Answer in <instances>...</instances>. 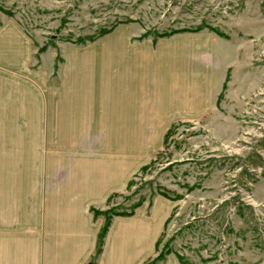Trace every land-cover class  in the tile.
Listing matches in <instances>:
<instances>
[{"label":"crops","instance_id":"0c3cea01","mask_svg":"<svg viewBox=\"0 0 264 264\" xmlns=\"http://www.w3.org/2000/svg\"><path fill=\"white\" fill-rule=\"evenodd\" d=\"M143 33L124 22L45 63L15 22L0 26V264L155 257L175 200L155 196L112 216L100 245L104 218L93 210L127 190L173 125L215 110L226 75L214 33ZM160 262L182 264L174 252Z\"/></svg>","mask_w":264,"mask_h":264},{"label":"rangeland","instance_id":"374dc122","mask_svg":"<svg viewBox=\"0 0 264 264\" xmlns=\"http://www.w3.org/2000/svg\"><path fill=\"white\" fill-rule=\"evenodd\" d=\"M5 21L28 35L36 57L46 51L45 63L54 50L58 62L63 45L124 22L153 37L207 30L223 38L216 66L226 76L215 110L175 124L148 166L100 211L173 199L155 256L264 264V0H0V26Z\"/></svg>","mask_w":264,"mask_h":264},{"label":"trees","instance_id":"16d2710c","mask_svg":"<svg viewBox=\"0 0 264 264\" xmlns=\"http://www.w3.org/2000/svg\"><path fill=\"white\" fill-rule=\"evenodd\" d=\"M114 27V26H113ZM113 27H110L109 29H106V30H102L100 33H98L96 36H93V37H91L90 39H89V41H91V40H94L95 38H97V37H99V36H102L103 34H105V33H107V32H109L110 30H112L113 29ZM147 32H144L142 35H141V37H145V36H147ZM165 35H167V34H165ZM163 36V35H162ZM156 37V36H155ZM81 42V41H80ZM174 126V125H173ZM173 126L167 131V133H166V135H165V138H166V136H167V134H168V132L173 128ZM151 162V161H150ZM148 166V164L147 165H145L144 167H142L141 168V170H143V169H145L146 167ZM132 182H133V179H131L130 181H129V184H128V187L132 184ZM127 187V188H128ZM116 194H114V195H111V197L109 198V200H108V202L113 198V196H115ZM139 204H141V203H138V204H136L132 209H130V210H126V211H123V212H115V210L113 209V208H108L107 210H105V211H100V210H93V212H94V214H95V216H99V215H102V216H104V224H103V226H102V228H101V230H100V233H99V235H98V243H99V245H100V243H101V241H102V238H103V236H104V234H105V232H106V230H107V227H108V224H109V222H110V219H111V217L112 216H114V215H129V214H131L132 212H133V210H134V208L136 207V206H138ZM111 210H114V212H111ZM157 244H158V242H157ZM166 254L165 253H159V254H157L153 259H151L149 262H147V263H145V264H155L157 261H159V260H162L163 258H164V256H165ZM182 264H185V263H183V262H181Z\"/></svg>","mask_w":264,"mask_h":264}]
</instances>
